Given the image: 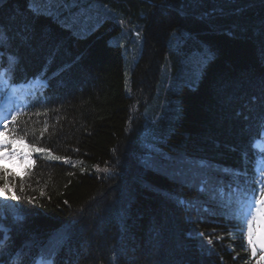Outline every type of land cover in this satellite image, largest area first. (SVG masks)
<instances>
[{"label":"trees","instance_id":"trees-1","mask_svg":"<svg viewBox=\"0 0 264 264\" xmlns=\"http://www.w3.org/2000/svg\"><path fill=\"white\" fill-rule=\"evenodd\" d=\"M96 6L114 17L92 28ZM58 8L37 16L29 0L0 4V38L20 70L52 85L20 119L31 145L47 151L34 152L23 174L3 166L20 197L0 199L8 261L56 252L54 264H255L228 218L227 184L252 172L249 140L264 115V0H56ZM77 17L90 22L86 31ZM139 30L128 90L122 33ZM202 54L189 85L182 70Z\"/></svg>","mask_w":264,"mask_h":264},{"label":"snow or ice","instance_id":"snow-or-ice-1","mask_svg":"<svg viewBox=\"0 0 264 264\" xmlns=\"http://www.w3.org/2000/svg\"><path fill=\"white\" fill-rule=\"evenodd\" d=\"M5 0H0L3 4ZM56 0H29V10L33 15L50 14ZM11 84V81L9 82ZM16 114L12 115L11 121L16 122L20 110L16 109ZM8 119L2 112H0V153L3 152L7 145H12V150L8 156L0 155V160L9 159L11 156L20 155L21 159H26L31 151L45 152L46 149L35 147L27 143L23 136L17 135L8 130L5 121ZM11 137L5 139V133ZM20 147L17 148L16 146ZM28 150V151H26ZM52 159L61 160L59 156H53ZM226 172L232 171L225 169ZM237 178L241 175L239 172H233ZM9 170L0 165V199L7 201H19L20 197L15 195V185L7 178ZM12 179H16V174L11 173ZM250 185L256 187L240 188L239 186L234 190V200H230L228 207L232 219L236 221L242 239H246L248 249L252 258H255L257 251L262 254L259 257L260 261H264V169H257L256 174L249 181ZM235 207H232V205ZM17 207L19 205L17 204ZM200 235H204L200 233ZM207 243L212 244V240L208 239ZM2 247V245H0ZM19 257L13 260V264H17ZM0 264L4 261L0 259ZM38 264V262H37ZM49 264H54V258L49 260Z\"/></svg>","mask_w":264,"mask_h":264},{"label":"rangeland","instance_id":"rangeland-1","mask_svg":"<svg viewBox=\"0 0 264 264\" xmlns=\"http://www.w3.org/2000/svg\"><path fill=\"white\" fill-rule=\"evenodd\" d=\"M59 3L60 2H58L57 4H59ZM97 8H98L97 6L89 8L92 11V13L95 14L94 20H96L95 21L96 24L92 28H94L96 25H98L100 22H102L105 18L114 17V12L112 10H110L109 8L103 7L100 10H97ZM60 9L61 8H58L57 10H52V12L56 16H58V15H60ZM77 18L78 19H76V22L74 24L75 29H82L83 31H86L87 27L90 25V22L84 23L85 19H82L80 17H77ZM92 28H90L89 30H91ZM122 36L125 40L124 43L126 44V47H124L126 83L128 86V90H130L131 89L132 71H133L135 62L138 59V57H139V55L143 49L145 38H144L143 32L140 33V30L137 31L135 34L125 31L124 33H122ZM115 41L119 42L120 39L117 38ZM121 43H123V41H121ZM127 47H129V49ZM205 60H206V56H204L203 54L198 55L197 57H194V60H192V64H193L192 68L189 66H186L182 70L183 77L185 78L184 80L186 82H188L189 85H193L197 82L198 76L200 74V71H198V69L205 63ZM153 107H155V106H152L151 109H153ZM169 107L173 108L171 105ZM150 111H149V108L147 107V110H146V133H145L146 135L150 134V130H148L150 127V123H149L150 122ZM12 147L13 146L10 145L9 148L4 149L3 152L0 153V155L8 156L10 151L12 150ZM16 147L19 148L20 146L17 145ZM26 151H28V150H26ZM33 159H34L33 154L30 152L29 156L26 159H21L20 155H15V156H11V158H9V159H4L2 161L0 160V163L12 168L13 170H15L19 173H23L33 164V162H34ZM39 263L42 264L41 261H39Z\"/></svg>","mask_w":264,"mask_h":264}]
</instances>
